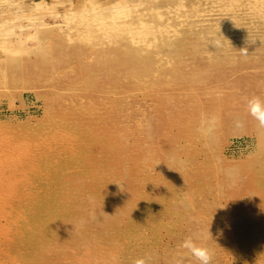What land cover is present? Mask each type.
<instances>
[{"label":"rangeland","instance_id":"rangeland-1","mask_svg":"<svg viewBox=\"0 0 264 264\" xmlns=\"http://www.w3.org/2000/svg\"><path fill=\"white\" fill-rule=\"evenodd\" d=\"M263 6L0 0V264H264Z\"/></svg>","mask_w":264,"mask_h":264},{"label":"clouds","instance_id":"clouds-1","mask_svg":"<svg viewBox=\"0 0 264 264\" xmlns=\"http://www.w3.org/2000/svg\"><path fill=\"white\" fill-rule=\"evenodd\" d=\"M215 47L220 46V41H217L214 45ZM241 51L247 55L246 49H241ZM247 112L253 119L258 122L260 128H264V100H262L259 96H253L247 99ZM235 126L237 128L244 127V121L237 119L235 121ZM121 190L123 191V185H119ZM198 236H188L184 239L181 248L187 250L188 253L191 254L197 261L198 264H212L214 253L208 247L198 245L196 239ZM151 258H139L134 261V264H148V261ZM177 264H180V261H177Z\"/></svg>","mask_w":264,"mask_h":264},{"label":"bare ground","instance_id":"bare-ground-1","mask_svg":"<svg viewBox=\"0 0 264 264\" xmlns=\"http://www.w3.org/2000/svg\"><path fill=\"white\" fill-rule=\"evenodd\" d=\"M253 1H254V0H253ZM90 4H91V3H90ZM251 6H252V5H251ZM263 7H264V6H263ZM44 8H45V7H44ZM249 8H250V7H249ZM42 10H43V9H42ZM45 10H47V9H45ZM69 10H70V9H69ZM51 13H52V12H51ZM51 13H50V14H51ZM53 13H54V12H53ZM55 13H56V12H55ZM48 15H49V14H48ZM52 15H54V14H52ZM52 15H51V16H52ZM54 16H55V15H54ZM52 17H53V16H52ZM102 19H103V17H102ZM177 50H178V49H177ZM246 85H247V84H246ZM246 88H247V87H246ZM8 142H9V141H8ZM16 145H17V144H16ZM8 146H9V145H8ZM5 147H6V146H5ZM15 147H16V146H15ZM24 149H25V148H24Z\"/></svg>","mask_w":264,"mask_h":264}]
</instances>
